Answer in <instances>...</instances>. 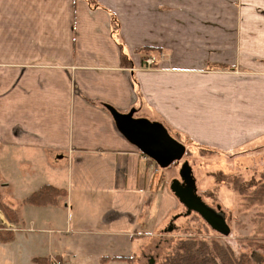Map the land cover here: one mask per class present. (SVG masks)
I'll list each match as a JSON object with an SVG mask.
<instances>
[{
  "label": "crops",
  "instance_id": "1",
  "mask_svg": "<svg viewBox=\"0 0 264 264\" xmlns=\"http://www.w3.org/2000/svg\"><path fill=\"white\" fill-rule=\"evenodd\" d=\"M93 1L98 7L88 0H0V149L9 163L12 161L15 185L10 208L19 220L9 223L0 210V229L8 225L19 229L11 243L0 241V245L10 244L15 249L12 264L24 260L21 253L28 242L22 234H34L31 238L37 245L42 234L53 232L47 226L53 225L68 205L71 213L76 210L78 231H88L82 227L88 228L85 223L94 221L98 225L94 231L103 236L119 235L125 243L148 236L153 214L162 217L175 209L165 207V201L172 197L159 186L157 164L126 140L106 106L124 114L142 110L146 101H153L156 107L157 100L151 95L158 94V99L161 90L151 84L153 74L145 78L153 72L143 68L149 58L145 49L151 48L147 45L162 46L165 38L173 45L179 33L176 23L182 18L194 19L191 13H183L184 9L196 5L200 9L210 0ZM147 4L150 8L144 10ZM6 6H12V16L6 13ZM177 6L184 9L178 12ZM132 7L137 9L131 11ZM197 18L203 20L202 12ZM133 20L138 24L135 27ZM150 22L151 30L147 31L145 25L149 27ZM165 22L169 35L161 43L160 34L153 41ZM236 33L223 26L217 32L218 49L212 52L208 48L205 54L217 53L222 66L231 64L228 57H232L231 65L239 66L245 52L243 59L250 66L244 71L247 77H240V72L219 76L220 88L215 94L210 91L213 81H201L199 129L191 122V114H176L183 106L180 91L171 93L172 111L164 117L176 127L180 117L184 118L178 131L195 141L200 136L201 143L232 156L244 147L238 156L247 158L264 147V63L250 57L254 52L250 48H241L240 34ZM193 35L189 43L202 42V33ZM191 51V57L184 60L190 65L196 61L193 50L186 52ZM182 81L184 86L193 83L191 78ZM186 92L184 97L189 95ZM210 116L215 120L210 122ZM134 117L160 123L146 114ZM44 186L64 190L67 196L56 206L24 205ZM47 243L45 251L38 250L41 246L27 250L30 254L24 261L62 263L63 256L54 249L51 237Z\"/></svg>",
  "mask_w": 264,
  "mask_h": 264
},
{
  "label": "rangeland",
  "instance_id": "2",
  "mask_svg": "<svg viewBox=\"0 0 264 264\" xmlns=\"http://www.w3.org/2000/svg\"><path fill=\"white\" fill-rule=\"evenodd\" d=\"M206 3L200 9L197 5L185 9L177 6L178 12L184 9L183 13H191L194 19L191 21L190 18L187 20L182 18L176 23L179 33H175L178 39L173 42V45L169 43L168 38L164 39L166 44H162V46L159 43L147 45L151 47L145 49L146 52H149L147 56L157 58V63L149 66L144 61L143 68L153 71L147 74L145 78L146 80L150 79L153 74L151 84L161 92L158 99V94L151 95L152 99L157 100L156 107L153 105V101H146L142 110H132L134 116L146 114L160 119V123L172 134L171 136L177 141V138H179L181 142H178L186 147V153L179 162L165 169L157 168L155 172V175L161 179L159 186L162 185L169 196L172 197V200L165 201V207L172 208L175 206V209L162 217L153 214L149 225L151 231L148 236L134 240L131 243H125V238L119 235L103 236L94 231L98 229V225L94 221L85 223L88 228L93 230L82 227L88 231H78L79 227H76L74 223L76 210L71 213V206L68 205L64 213L57 214L53 225L47 226L53 232L42 234L40 236L41 241L38 239L39 243L37 245L33 244L35 240L31 238L34 234H22L28 242V248H23L21 253L24 260L28 259L30 251L36 250L40 246L41 248L38 250H47V241L51 237L54 249L57 250L59 255L62 254L63 256L62 263L59 264H164L166 258L172 254L180 240L196 238L198 240L218 241L222 246L230 248L237 258L247 255L252 264H264V249L259 247V245L264 244V203H260L259 200H255L250 195L262 183L264 147L252 151L251 155L248 154L247 156L245 154L247 158L238 156V154L244 152V147L235 150L232 156L214 146L201 143L200 136L198 141H195L191 135L178 131L179 123H183L184 118L181 119L180 117L176 127L164 117L169 111H172L169 109L171 93L180 91L181 97L179 99L181 98L180 104H183V106L176 111V114L185 115L187 113V117L191 114V122L195 121L199 129L200 96L203 93L201 81L203 83L205 80L213 81L214 86L211 85L210 91L215 94L220 88L217 87L219 76L231 77L233 72H240L238 74L241 75L240 77H247L244 71L250 70V66L243 59L244 56H247L245 52L241 55L242 60L239 66L231 65L232 57H230L231 59L228 57V64H231L222 66L218 65L217 53L205 54L208 48L212 49V52L218 49L219 46H216L218 44L217 32L220 33L223 26L228 30H235L238 35L240 34L241 48H250L254 51L251 52L250 57H255L258 63H264V0H210ZM142 8L147 10L150 6L147 4ZM5 9L6 13L12 16V6H6ZM136 9L137 7H132L130 10L135 11ZM200 12H202L203 20L197 18ZM228 16H230L229 21L227 20ZM131 23L134 27L138 25L135 20ZM162 24L164 25L157 29L158 32L155 35L156 37H153V41L160 34L162 39L159 41L161 43L163 37H166L167 33L169 35L168 23ZM151 25V22L149 27L145 25L147 31L151 30ZM196 33H202V42L189 43L191 35ZM150 37L152 36L150 35ZM238 40L237 37V42ZM237 42L236 45L238 46ZM190 50H193L196 58V61L191 64L194 67H191L189 62L184 61L185 59L188 60L190 53L192 55V51L186 52ZM186 78L192 79V85H183L184 81L182 80ZM185 92L189 94L186 97H184ZM187 97L189 100L185 99ZM177 104H179V101ZM158 106H161L162 109ZM214 120L215 118L209 117L210 122ZM239 136L244 138L243 135ZM239 136L236 138H239ZM208 138L212 137L209 136ZM213 144L216 145V142L214 141ZM185 164L191 168L196 181L197 195L202 198L205 204L224 213L230 228L228 237L214 232L198 214L189 213L171 192L170 186L174 180H178L183 184L180 171ZM221 173L225 176V179L220 177L219 174ZM164 178L165 182H162ZM234 180H238L247 188L246 195H241L232 189L229 181ZM13 185L15 183H12V161L9 163L4 151L0 149L1 200L11 208ZM254 185L256 187H252ZM21 212L22 214L25 213L23 209L20 210ZM53 213L55 214V211ZM85 219L87 218L85 217ZM14 250L10 244L0 245V264H12ZM105 255H120L122 259L103 258ZM24 260L18 261L19 264H31V262Z\"/></svg>",
  "mask_w": 264,
  "mask_h": 264
},
{
  "label": "water",
  "instance_id": "3",
  "mask_svg": "<svg viewBox=\"0 0 264 264\" xmlns=\"http://www.w3.org/2000/svg\"><path fill=\"white\" fill-rule=\"evenodd\" d=\"M106 108L126 140L154 161L159 168L165 169L184 157L186 147L175 140L161 123L135 118L134 111L124 114L111 106ZM180 175L183 184L174 180L170 186L174 196L189 213L198 214L214 232L228 237L230 228L224 213L211 208L197 195L196 181L191 168L185 164Z\"/></svg>",
  "mask_w": 264,
  "mask_h": 264
},
{
  "label": "trees",
  "instance_id": "4",
  "mask_svg": "<svg viewBox=\"0 0 264 264\" xmlns=\"http://www.w3.org/2000/svg\"><path fill=\"white\" fill-rule=\"evenodd\" d=\"M94 7H98L93 0H88ZM118 22L115 21L114 29L117 30ZM159 168V167H158ZM221 178L225 179V176L219 174ZM234 191L239 192L241 195L247 194V188L238 180L229 181ZM256 187V185L252 186ZM255 200H259L260 203H264V174L262 175V183L257 186L255 190L250 194ZM249 195V196H250ZM66 192L51 186H44L36 193L27 198L23 203L24 205L46 207L56 206L60 200L66 198ZM0 210L4 214L9 223H18V216L15 211L5 205L1 200L0 194ZM14 235L11 232L6 234H0V241L3 243L12 242ZM264 249V244L259 245ZM118 259V258H117ZM114 259V260H117ZM122 259V258H119ZM37 264H48L46 260L36 259ZM164 264H252L247 255H243L237 258L234 252L228 248L222 246L218 241H206L198 240L196 238H189L180 240L174 248L172 254L168 256Z\"/></svg>",
  "mask_w": 264,
  "mask_h": 264
},
{
  "label": "built area",
  "instance_id": "5",
  "mask_svg": "<svg viewBox=\"0 0 264 264\" xmlns=\"http://www.w3.org/2000/svg\"><path fill=\"white\" fill-rule=\"evenodd\" d=\"M145 62H146L147 65L151 66V65L157 63V58L149 57L148 59H146ZM2 230L11 231L13 233L19 231V229L15 228L14 226H11V225H8L7 227H4V228L0 229V231H2ZM53 264H59V263L54 262Z\"/></svg>",
  "mask_w": 264,
  "mask_h": 264
}]
</instances>
